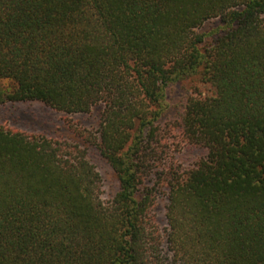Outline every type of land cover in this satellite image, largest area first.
Returning a JSON list of instances; mask_svg holds the SVG:
<instances>
[{
    "label": "trees",
    "instance_id": "trees-1",
    "mask_svg": "<svg viewBox=\"0 0 264 264\" xmlns=\"http://www.w3.org/2000/svg\"><path fill=\"white\" fill-rule=\"evenodd\" d=\"M17 102L97 108L98 128L0 124V264H264V0H0V104Z\"/></svg>",
    "mask_w": 264,
    "mask_h": 264
},
{
    "label": "rangeland",
    "instance_id": "rangeland-1",
    "mask_svg": "<svg viewBox=\"0 0 264 264\" xmlns=\"http://www.w3.org/2000/svg\"><path fill=\"white\" fill-rule=\"evenodd\" d=\"M193 83L189 82L186 85H175L171 87L168 93L171 107H179L182 102L185 92L194 91ZM202 93H207L208 88L204 85L200 86ZM199 91H194L193 94H198ZM173 113V110L170 114ZM0 124L13 125L21 128H26L27 131L42 132L49 136H56L64 138L72 136L74 133L79 132L87 137L96 136L98 128V109L93 108L87 113H73L67 114L52 110L43 104L37 102H17L0 104ZM89 140V139H87ZM92 141V140H91ZM87 141V144L92 143ZM197 151H187L184 153L181 163L186 165L191 161ZM87 157L94 167L100 172L101 175V196L103 199H109L117 189V181L110 165L99 154L98 150L92 146L87 147ZM164 203L162 199L154 206L152 211V225L156 231L161 232L165 226L164 218ZM161 252L165 251L163 245Z\"/></svg>",
    "mask_w": 264,
    "mask_h": 264
}]
</instances>
